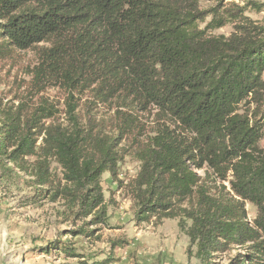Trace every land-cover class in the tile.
I'll return each mask as SVG.
<instances>
[{"label": "trees", "instance_id": "obj_1", "mask_svg": "<svg viewBox=\"0 0 264 264\" xmlns=\"http://www.w3.org/2000/svg\"><path fill=\"white\" fill-rule=\"evenodd\" d=\"M263 11L259 0H0V60L37 48L33 88L64 90L69 107L64 122L47 97L0 109V173L27 176L31 203L61 201L84 221L68 232L89 238L108 224L104 174L122 187L131 155L137 224L178 219L199 264L241 247L228 264H264V21L248 15ZM228 24L229 35L212 33ZM84 93L86 109L107 106L112 118L76 113ZM150 106L161 119L140 139L135 108ZM67 242L48 247L85 257Z\"/></svg>", "mask_w": 264, "mask_h": 264}, {"label": "rangeland", "instance_id": "obj_2", "mask_svg": "<svg viewBox=\"0 0 264 264\" xmlns=\"http://www.w3.org/2000/svg\"><path fill=\"white\" fill-rule=\"evenodd\" d=\"M220 0H199L201 9L215 6ZM235 1L242 4L243 0ZM264 1V0H259ZM252 18L264 21V11L248 13ZM209 19H207L208 21ZM205 23H202L204 26ZM232 25L228 24L214 30V34L229 35ZM37 61V48L16 51L12 58L0 60V109L16 107L21 101L34 106L40 97H47L62 110L61 121L66 118L67 94L59 88H47L37 93L33 88L30 71ZM80 115L90 110L98 119L112 118L115 109L100 105L86 109L93 100L89 93L75 94ZM250 109L256 110L258 104L253 99ZM95 102V101H94ZM92 104V103H91ZM245 107V106H244ZM126 109V108H125ZM144 128V136L150 135L158 126L160 112L150 106L147 110L135 108ZM261 109L264 110V100ZM174 126L173 121H169ZM125 142H123L124 144ZM129 142L127 143V146ZM139 169L137 161L126 155L119 163V176L124 180L119 187L111 181L109 173L103 176L105 199L108 204L109 219L106 226H97L99 230L93 237L74 236L69 229L83 225L63 214V203L46 199L31 203L34 190L28 186V177L17 175L5 178L0 173V264H74L79 260L88 263L101 262L110 258L109 264H199L192 255L187 256L188 236L178 226V219H164L160 224L152 221L137 224L134 216V200L127 183L134 178ZM57 180L60 179L58 166L54 163ZM202 173V172H200ZM249 218L255 217L257 209L246 203ZM87 218L85 221H88ZM94 226H91L92 228ZM62 240L83 253L85 257L67 256L60 250L49 248L51 242ZM118 242L113 246V242ZM195 248L192 249L194 251ZM244 248H234L220 253L214 264H228L230 259ZM90 256V257H87Z\"/></svg>", "mask_w": 264, "mask_h": 264}]
</instances>
